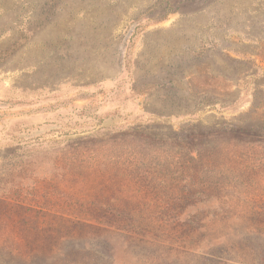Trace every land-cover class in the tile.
<instances>
[{
  "label": "rangeland",
  "instance_id": "obj_1",
  "mask_svg": "<svg viewBox=\"0 0 264 264\" xmlns=\"http://www.w3.org/2000/svg\"><path fill=\"white\" fill-rule=\"evenodd\" d=\"M0 264H264V0H0Z\"/></svg>",
  "mask_w": 264,
  "mask_h": 264
}]
</instances>
